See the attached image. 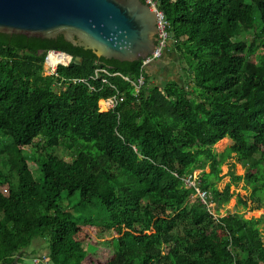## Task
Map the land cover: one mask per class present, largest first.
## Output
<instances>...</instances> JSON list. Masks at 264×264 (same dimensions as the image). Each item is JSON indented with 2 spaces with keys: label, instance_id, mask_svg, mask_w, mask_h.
I'll return each instance as SVG.
<instances>
[{
  "label": "trees",
  "instance_id": "16d2710c",
  "mask_svg": "<svg viewBox=\"0 0 264 264\" xmlns=\"http://www.w3.org/2000/svg\"><path fill=\"white\" fill-rule=\"evenodd\" d=\"M155 3L168 24L165 48L179 56L185 80L151 85L147 67L137 95L131 83L140 60H105L62 35L0 33V264H14L18 255L24 264L35 238L47 245L46 264H264L261 221L212 208L234 196L248 212L264 208V0ZM256 22L259 62V48L237 40ZM49 49L73 60L44 75ZM67 59L51 54L48 63ZM98 68L130 82L94 79ZM78 78L88 80L73 82ZM116 90L123 102L101 112V99ZM226 138L234 144L215 152ZM38 139L40 180L23 151ZM60 144L77 152L63 159ZM232 154L246 163L245 173L231 170L221 192L216 183ZM5 169L15 172L16 184ZM194 171L197 187L210 194L207 204L185 187ZM239 182L244 194L231 192ZM75 194L80 205L98 200L106 210L100 228L110 232L114 250L100 243L90 219L68 211L63 200Z\"/></svg>",
  "mask_w": 264,
  "mask_h": 264
},
{
  "label": "water",
  "instance_id": "95a60500",
  "mask_svg": "<svg viewBox=\"0 0 264 264\" xmlns=\"http://www.w3.org/2000/svg\"><path fill=\"white\" fill-rule=\"evenodd\" d=\"M0 33L62 35L105 60L135 62L155 49L157 14L142 0H0Z\"/></svg>",
  "mask_w": 264,
  "mask_h": 264
},
{
  "label": "rangeland",
  "instance_id": "374dc122",
  "mask_svg": "<svg viewBox=\"0 0 264 264\" xmlns=\"http://www.w3.org/2000/svg\"><path fill=\"white\" fill-rule=\"evenodd\" d=\"M260 32V26L257 24V22L254 24V27L250 29L247 32H242L238 37L237 40H244L247 42V44L251 45L252 43L255 44L259 50L256 52L255 60L256 62L260 61V57L263 55V49L260 48L261 41L258 38V34ZM168 45V42H167ZM45 74L49 72V66L47 64H44ZM148 67H152V71H150V84H156V85H163L167 82L176 81L181 84H184L185 80V72L183 71L184 64L180 61L179 56L171 51L170 46L164 49V52H162V55L152 62ZM148 69V68H147ZM191 92V88L189 90ZM101 101V100H100ZM99 101V102H100ZM98 102V107H99ZM102 104L101 106H103ZM102 109V108H101ZM99 107V110L101 112H105V109L101 110ZM34 146L31 147H25L23 148L24 154L28 159V163L30 168L32 169L34 176L37 180H40L41 172L38 168V164L34 161L33 156L38 155L40 152L37 149V147H41L43 141L41 139L35 140ZM234 144V142L228 138L220 141L217 143L214 147L215 152L217 153H223L225 152L229 147H231ZM77 151L73 149H66L61 144L57 147L56 153L59 157L68 160L71 158L72 154L76 153ZM41 154V153H40ZM222 173L221 176H223L222 180L216 183V187L219 191H223L227 184L231 183V176L229 173L232 171H235L239 174H244L246 169V163L238 161V158L235 154H232V157L229 158L225 164L221 167ZM6 174H9V177L13 184H16L17 182V176L15 172L10 171L9 169H5L4 171ZM243 182H239L237 184L232 183L231 186V192L236 193H245V187ZM8 190V186L1 187V191L6 194ZM65 196V192L63 193ZM196 200V197L193 196L191 198V201L189 205L193 204ZM264 200V198H263ZM63 203L67 206L68 211L71 212V214L76 217L79 221L84 220H91V222L97 227V233L99 241L102 245H105L111 249H115L116 246L112 242L110 232L102 230L100 227L103 225V223L107 220V212L103 208V206L99 203L98 200H93L90 204H83L80 205L78 203V196L75 194L72 198L64 199ZM216 215L220 216H226L229 213L231 214H242L246 219H256L260 220V232L261 236L264 239V208L261 210H255L252 212H248L244 210L242 207H239L237 205L236 197L234 196L229 203L221 204V205H215L212 207ZM217 212H219L217 214ZM47 245L45 241L41 238H35L33 240V244L26 250V255L23 257L24 264H34V260L38 256L47 255Z\"/></svg>",
  "mask_w": 264,
  "mask_h": 264
},
{
  "label": "built area",
  "instance_id": "2783aa9c",
  "mask_svg": "<svg viewBox=\"0 0 264 264\" xmlns=\"http://www.w3.org/2000/svg\"><path fill=\"white\" fill-rule=\"evenodd\" d=\"M143 3L147 4L150 8H152L153 10L156 11L157 14V28H158V33L156 35V40H155V49L154 51L148 55L147 57L140 59L141 61V66H140V73L138 78L135 80V82L131 83L133 89H134V95H137L138 92L142 89V87L144 86V76H143V71L155 60H157L160 55H162V52L165 48V43H166V39H167V33H166V29L168 27V24L166 22V20L164 19L162 13L158 12L156 9V3L155 0H142ZM52 53L54 54H61V55H65L68 59L66 62H58L55 64H48V57L49 55H51ZM73 60V57L68 54L65 53L63 51L60 50H55V49H49L46 51L45 53V57H44V63H43V74L44 75H50L56 72V69L58 67V65H68L71 61ZM44 64H47L49 66V72L47 74H45V67ZM45 68V69H44ZM100 74H104L106 76H110V77H121L124 81L126 82H130L128 77H124L118 73H114V74H110L107 70L105 69H101L98 68L95 70V76L94 79H99ZM88 79L86 78H78V79H73V82H87ZM102 83L106 84L107 81L105 79H101ZM92 89V87H90ZM106 106V111L108 110H112L114 109L119 103L123 102L124 100V94L117 91L114 96L108 97L106 99H101ZM197 175H198V171H194L191 172L190 174H188L185 178H184V184L186 188H195L199 197L201 198V200L203 201V203L207 204L206 199L210 198V194L204 191H201L198 187H197ZM217 217V216H216ZM46 255L43 256H38L35 260H34V264H46Z\"/></svg>",
  "mask_w": 264,
  "mask_h": 264
},
{
  "label": "bare ground",
  "instance_id": "6f19581e",
  "mask_svg": "<svg viewBox=\"0 0 264 264\" xmlns=\"http://www.w3.org/2000/svg\"><path fill=\"white\" fill-rule=\"evenodd\" d=\"M52 54H54V53H52ZM55 55H59V54H55ZM49 57H50V55H49ZM49 57H48V62H49ZM66 62V61H65ZM58 63V62H57ZM48 64H55V63H52V62H50V63H48ZM102 103L104 104V106H105V103L102 101ZM105 110H106V106H105Z\"/></svg>",
  "mask_w": 264,
  "mask_h": 264
},
{
  "label": "crops",
  "instance_id": "0c3cea01",
  "mask_svg": "<svg viewBox=\"0 0 264 264\" xmlns=\"http://www.w3.org/2000/svg\"><path fill=\"white\" fill-rule=\"evenodd\" d=\"M152 69H153L152 67H148L147 70L150 72V71H152Z\"/></svg>",
  "mask_w": 264,
  "mask_h": 264
},
{
  "label": "flooded vegetation",
  "instance_id": "af4514ba",
  "mask_svg": "<svg viewBox=\"0 0 264 264\" xmlns=\"http://www.w3.org/2000/svg\"><path fill=\"white\" fill-rule=\"evenodd\" d=\"M41 50H42V49L40 48V52H41Z\"/></svg>",
  "mask_w": 264,
  "mask_h": 264
}]
</instances>
